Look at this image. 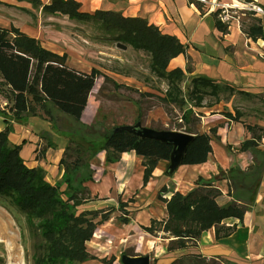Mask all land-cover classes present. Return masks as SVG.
Masks as SVG:
<instances>
[{
	"label": "trees",
	"instance_id": "16d2710c",
	"mask_svg": "<svg viewBox=\"0 0 264 264\" xmlns=\"http://www.w3.org/2000/svg\"><path fill=\"white\" fill-rule=\"evenodd\" d=\"M14 1L26 2L32 9H41L45 14L64 15L69 20L94 23L109 37L110 42L148 54L150 72L167 84L163 97L158 98L165 105H172L181 111L187 102H190L193 108H199L206 97H213L218 104L222 100L221 93L229 97L235 93L226 85L219 86L208 79L198 77L189 81L187 97L184 98L181 89L184 73L179 69L167 70L169 61L183 54L184 48L176 38L161 34L145 20L124 18L110 11L83 13L74 0H51L47 5H43L40 0ZM240 13L245 18L240 21L241 32L248 39L264 42V17H257L251 11ZM214 18L215 27L226 33L228 26L221 22L217 14H214ZM66 61L65 55L59 56L44 49L38 41L22 34L16 28L0 29V94L8 101L5 106H9L7 109L0 108V117L6 118L5 109L10 112L11 120L15 122L44 115L47 117V123L67 139V146L60 160L64 171L60 183L66 188L65 191H60L59 187H54L46 181L42 169L25 166L20 157L21 145H12L8 141L11 127L6 119L7 126L0 131V199L7 200L23 215L27 227L36 237L33 244V264H82L91 259L86 252L85 243L92 238L97 225L93 220L100 212L77 213L76 207L82 202L77 201L74 195L86 192L85 188L76 185L92 180L91 175L85 173V168L96 154L104 152L105 162L112 164L117 162L122 154L133 152L143 160L142 186H145L158 162H165L168 166L172 151V147L165 143L139 139L124 131L112 132L115 126L103 130L102 134H93V125L92 131H89L90 127L80 125L98 72L95 69L90 72L78 71L68 66ZM104 80L108 81L107 78ZM101 89L102 87L98 92ZM237 94L246 96L240 92ZM51 108L67 117L72 125H59L57 118L53 119L51 115ZM224 114L226 118L236 121L239 118L236 112L233 117L229 112ZM194 115L191 109L185 110L181 119L183 126L180 128L150 127L157 131H179L194 136L186 148L181 166L204 164L212 151L210 142L216 130L211 128L208 134L197 131V119ZM137 120L140 121L139 116ZM80 129H85L84 134ZM247 130L253 134L258 128L247 126ZM253 136L254 140L241 145L242 150L258 146L257 143L264 138V135ZM69 154L72 157H69ZM199 181H196L195 187L188 193L182 195L176 192L165 202V220L152 221L149 227L143 228L150 235L156 234L158 229L167 234L171 239L166 247L168 252L191 247L202 232L210 229H214L216 238L230 236L237 225L224 226L222 222L228 218L242 223L245 206L234 201L219 206L216 202L220 196L219 190L211 183L199 185ZM126 206V203L118 202V211L122 214L119 222L125 225L129 223L128 213L124 211ZM115 211L113 208L106 213L102 211L99 223L107 221ZM124 254L133 256L127 251ZM171 264L221 263L186 255L178 257Z\"/></svg>",
	"mask_w": 264,
	"mask_h": 264
},
{
	"label": "crops",
	"instance_id": "0c3cea01",
	"mask_svg": "<svg viewBox=\"0 0 264 264\" xmlns=\"http://www.w3.org/2000/svg\"><path fill=\"white\" fill-rule=\"evenodd\" d=\"M40 1L47 5L51 0ZM74 1L80 4V12L92 14L95 11H110L124 18H139L156 27L161 34L176 38L183 46L184 53L171 60L168 70L180 68L184 72L185 81L182 83L184 89L188 88L191 79L201 77L234 90L235 93L230 96L229 102H232L236 95L245 100L262 97L264 101V42L248 39L241 32V19L238 16L244 11L241 7L248 3H254L264 10V0H205L203 3L197 0ZM0 3L19 12H30L36 18L35 22L25 20L23 23L6 22L0 24V29L16 28L22 34L38 41L44 49L62 54L54 48L56 47L54 44L43 39L45 31L42 30L40 23L43 16L51 20L57 15L42 13L41 9L34 10L26 2L0 0ZM214 14L228 26L226 33L215 27ZM77 63L82 64L80 61ZM1 98L0 96V108L4 109L7 102L5 98ZM222 102L223 100L217 105ZM89 104L88 99L82 120L90 107ZM224 110H218L219 115L200 116L206 124L204 127L209 125L207 120H213L212 124L215 122L220 124L212 127L216 134L210 142L211 154L204 164L180 166L171 176H167L165 162L160 161L147 184L142 186L144 167L140 157L129 152L122 154L117 162L109 164L105 162L104 152H99L85 168V173L90 174L92 180L80 186L86 189L92 199H103L98 201L102 206L114 207L118 202L126 203L124 210L128 212L127 218L130 221L126 225H121L123 228L133 230V227H149L152 221L165 220V202L176 192L182 195L188 193L195 187L196 181L200 180L197 184L211 183L219 190L220 196L216 199L219 206L234 201L247 207L242 223L228 218L222 222L224 226L237 225L230 236L216 238L214 229H210L202 232L191 247L172 252L166 249L171 240L167 234L160 232L151 236L142 232L143 235L139 238L128 235V238H125V232L116 231L113 235L116 240L120 239V242L114 248L116 252L118 251L119 257L124 254L123 250L131 248L132 244H140L142 247L145 244L143 248L145 252L143 249L141 252L140 247L132 255L148 256L149 264L153 261H155L153 264H171L178 257L186 255L199 256L206 261L215 260L221 264H264V147L261 146L264 138L257 143L258 146L242 150V144L254 140L253 134L247 130V126L250 125H245L240 120L226 118L220 114ZM226 112L232 117L235 116L233 111ZM5 119L11 127L8 141L12 145H21L20 157L25 166L42 169L48 183L59 184V190L65 191V185L60 183L64 173L60 160L67 146L66 136L51 127L44 115L15 122L11 120L10 114H6V118L0 117V131L7 126ZM83 122L85 125L90 123ZM206 128L202 133H209L211 128L208 126ZM257 128L261 134L264 133V128ZM233 170L234 173L258 176L257 179L260 177L258 186L253 190H250L251 187L249 189L239 187L235 195L231 187H218L215 183L218 176L222 175L220 179H224V174H231ZM96 176L100 178V184L96 183ZM108 241L111 243V240ZM92 244L105 250L97 243H88ZM96 249L91 251L96 260L84 264H101L98 260L102 257L95 254Z\"/></svg>",
	"mask_w": 264,
	"mask_h": 264
},
{
	"label": "rangeland",
	"instance_id": "374dc122",
	"mask_svg": "<svg viewBox=\"0 0 264 264\" xmlns=\"http://www.w3.org/2000/svg\"><path fill=\"white\" fill-rule=\"evenodd\" d=\"M238 16L241 20L245 19L240 14ZM23 20L35 22L36 18L33 14L30 15L23 11L19 12L15 8L0 3V24H5L6 22L23 23ZM40 23L42 30L45 31L43 32V39L54 44L56 46L54 48L62 52V54H56L66 56L68 66L75 67L74 69L78 68V71L90 72L92 69H95L98 72L93 90L88 97L90 107H88V111L80 124L85 125L83 121L90 122L85 126L90 127L89 131H92L91 125H93V134H102L103 130L105 131L112 126L133 125L138 121V116L143 127L162 129L180 128V126H183V123L180 122L182 114L187 109H191L195 114V119H197L195 127L199 132H203L207 126L208 128H212L220 125L217 122L212 124L213 120H207L209 121V125L204 127L206 124H204L203 118L200 116L208 117L209 115H219L218 110L220 111L222 109L233 111L234 114L236 112L239 117L238 120L245 125H250L254 128H264V101L262 97L245 100L236 95L233 97L232 102H229L230 97L223 93L221 94V98L224 103L222 102L217 105L213 97H206L201 107L193 108L191 106L192 104L187 102L186 106L180 111L177 107L165 105L158 100L166 92L167 84L161 79H157L150 72V58L148 54L142 51H135L129 46H125V50L121 49L119 46L124 45L110 42L109 37L96 24L91 22H77L75 20H69L67 16L57 15L55 19L51 20L47 16H43V20ZM171 60L167 65V70ZM77 61L82 62V64L80 65ZM175 69L181 70L180 68ZM104 78H107L108 81L104 82ZM182 85L181 89L184 98H186L188 88L184 89ZM101 87V91L98 92ZM0 96L5 98L1 94ZM6 102L8 101L6 100ZM8 107L6 106L5 108L7 109ZM201 108L212 109L203 110ZM6 109L5 112L10 114ZM225 110L220 114L224 116V113H226ZM209 112L210 114H208ZM51 115L53 119L57 118V123L63 127L72 125V122L67 117L55 109L51 108ZM80 130L84 134L85 129ZM253 134L257 136L264 135L261 134L259 128ZM261 146L264 147V139L261 141ZM230 149L231 147H229ZM69 157L72 156L69 154ZM221 176H218L215 182L216 185L222 188L231 187L234 191L233 195H235L236 189L239 187H247L248 189L251 187L250 190H253L259 184H257L256 176L245 175L240 172L234 173V170L231 174H224V179H220ZM96 180V183L100 184V178L98 177ZM52 186L59 187V184ZM76 187L81 186L76 185ZM74 197L77 201L82 202L80 206L76 207L77 213L82 211L100 212L93 220V223L97 225L93 231L92 238L85 243L86 252L91 259L84 263L96 260L91 254L93 253L91 251L97 248L100 250L96 249L95 254L102 257L98 260L99 263L106 264V262L112 259L110 264H120V255L117 253L118 251L116 252V248H114L120 242V239L116 240L117 238L113 234L121 230L125 232V238H128L127 235L139 238L145 233L142 229L143 227H133V230L127 227L123 228L119 222L122 214L118 211V203L114 207L102 206L101 202L98 201H102L103 199H92L87 191H83L81 194H75ZM111 208L116 211L111 214L110 219L99 223L101 221L102 211L106 213ZM245 208L247 209L246 206ZM103 225L104 227L102 228ZM160 232L164 233L161 229H158L157 233ZM146 234L148 233L146 232ZM35 240L36 237L27 227L23 215L15 207L10 205L7 200L0 199V264H33L32 255ZM108 240H111V243ZM89 242L97 243L105 250L94 244L88 245ZM143 246L145 247V244ZM140 247L142 252L144 247L140 244H132L131 248L123 251H125L124 253L127 251V253L132 254ZM143 252H145L144 249ZM116 257H118V260H116Z\"/></svg>",
	"mask_w": 264,
	"mask_h": 264
},
{
	"label": "water",
	"instance_id": "95a60500",
	"mask_svg": "<svg viewBox=\"0 0 264 264\" xmlns=\"http://www.w3.org/2000/svg\"><path fill=\"white\" fill-rule=\"evenodd\" d=\"M119 46V45H118ZM125 50V46H119ZM124 131L137 136L139 139H149L160 143L168 144L172 147L169 162L165 171L167 176H171L177 168L181 166L188 144L193 140V135L179 132L162 130L157 131L152 128L143 127L138 120L133 125L117 126L112 132ZM120 264H149L148 256H128L121 255Z\"/></svg>",
	"mask_w": 264,
	"mask_h": 264
},
{
	"label": "built area",
	"instance_id": "2783aa9c",
	"mask_svg": "<svg viewBox=\"0 0 264 264\" xmlns=\"http://www.w3.org/2000/svg\"><path fill=\"white\" fill-rule=\"evenodd\" d=\"M197 1L201 2V3L205 2V0H197ZM241 10L251 11L257 17H264V10L260 6L254 4V3H248V4L243 5L241 7ZM180 122H181V120H180Z\"/></svg>",
	"mask_w": 264,
	"mask_h": 264
}]
</instances>
